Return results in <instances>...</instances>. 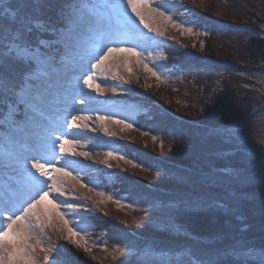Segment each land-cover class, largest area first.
Here are the masks:
<instances>
[{"label":"snow or ice","instance_id":"snow-or-ice-1","mask_svg":"<svg viewBox=\"0 0 264 264\" xmlns=\"http://www.w3.org/2000/svg\"><path fill=\"white\" fill-rule=\"evenodd\" d=\"M156 17L181 32L192 31L175 23L160 0H0V264H70L59 246L48 243L51 231L74 247L90 251L82 234L86 228L81 226L88 218L76 219L66 211H87L84 205L71 202L80 197L66 196L68 181L94 191L81 182L78 172L74 174L79 161L67 159H92L90 150H85L88 145L71 130L83 127L95 132L88 123L93 118L80 114L82 110L96 111L91 107L95 101L85 89L97 95L105 91L96 82L97 76L110 68L113 58L135 59L145 72L162 79L138 50L155 41L139 31L136 21L148 32L163 36V31L154 30L148 23ZM240 75L254 81L252 86H243L260 93L264 102V88L256 87L264 83V61L259 78ZM110 91L118 94L116 87ZM95 121L101 126L111 122L132 127L108 113L95 116ZM104 131L107 133V128ZM214 132L237 148L251 139L248 129L238 125ZM257 143L264 154V141ZM105 157L101 161L105 165L108 158L125 159L113 151L105 152ZM246 178L243 169L226 165L210 172L203 182L228 190ZM258 178L264 186V158L258 164ZM94 194L105 195L102 191ZM181 208L232 211L214 193L179 204L161 201L152 205L151 213L145 210L147 221L133 220L132 226L142 229L155 218L158 231L167 239L153 240L141 248H116L118 256L114 259L122 258L121 264H264V243L257 245L243 237L212 254L197 247L192 234L176 222L175 213ZM259 211L264 233V191ZM247 228L242 226L240 233Z\"/></svg>","mask_w":264,"mask_h":264},{"label":"trees","instance_id":"trees-1","mask_svg":"<svg viewBox=\"0 0 264 264\" xmlns=\"http://www.w3.org/2000/svg\"><path fill=\"white\" fill-rule=\"evenodd\" d=\"M184 7L185 19L207 34L200 38L201 43L170 39L165 42L164 59L194 86L185 87L183 83L178 86L177 94H185L183 105L165 87L146 88L138 86L140 81L131 84L130 95L124 100L136 110L134 125L158 136L163 147L118 139L119 149L134 156L148 170L138 175L114 168L108 171L113 176L112 186L115 194L124 196L126 202L140 206L139 211L132 208L139 215L146 213V209L151 213L152 205L161 201L179 204L181 200H195L207 193L217 194L232 211L181 208L175 213L176 222L192 234V242L209 254L241 237L259 245L264 243L259 211L264 186L258 178V164L264 154L257 142L264 141V102L259 99L260 93H252L243 86H252L254 81L240 73L260 76L264 61V0H184ZM214 80H218L217 88L211 87ZM204 81L209 83L203 84ZM256 87L264 88V84ZM169 113L182 121L173 119ZM233 125L251 133L245 146L237 148L214 132ZM226 165L243 169L247 178L233 183L228 190L203 182L210 172ZM157 171L161 173L159 176ZM107 213L112 219L94 211L89 213L91 238L103 245L102 249L93 247L90 264H121V259H114L111 253L115 245L141 248L153 240L167 239L158 231L159 224L142 229L131 225L124 230L118 225L117 220H122L117 213ZM244 225L248 228L241 234ZM66 259L70 264H89L82 259Z\"/></svg>","mask_w":264,"mask_h":264},{"label":"rangeland","instance_id":"rangeland-1","mask_svg":"<svg viewBox=\"0 0 264 264\" xmlns=\"http://www.w3.org/2000/svg\"><path fill=\"white\" fill-rule=\"evenodd\" d=\"M200 1V0H198ZM165 10H167V14L172 16V19L175 23L180 24L184 27H191L192 31H184L181 32L179 29L172 27L171 24H166L162 18L156 17L155 19H149L148 23L151 27L155 30L158 29L163 31L164 35L159 36L156 32H148L142 25L139 24V21H136V25L140 32L144 35L151 37L155 44L148 45L145 47L138 48L139 51L142 52L143 57L146 58L147 63L149 66L153 67L155 70H158L161 74L162 79L157 80L153 77L150 73H147L143 70V66L136 63L135 59H131L129 61H125L123 58H113L110 60V68L106 69L104 72L99 73L97 76V83L101 85L105 91L101 95H97L95 92H90L89 90L85 89L86 92L93 98L95 103L91 105L92 108L96 109V111H81V115H89L93 119L89 121V127L95 128V132H88L83 127L81 129H73L72 134H79V139L82 144H87L88 147L85 150H90L92 159L91 160H84L80 157H67V159H75L79 161V167L74 170V174L76 172L79 173L81 176V182H86L87 186L93 187V192H88L87 187L81 188L78 184H74L72 181L67 182L66 188V196H78L80 197L79 200H73L72 203L75 204H82L84 207L87 208V211H84L81 208L79 213L72 212L71 210H67L73 218L79 219L81 217H87V221L84 222L81 226L86 228V232L82 233L85 236V240L88 245L91 246L90 251L85 252L82 248H76L73 245L67 243L66 241L60 239V234L51 231L48 233V236L51 238L48 240V243H55V245L59 246L60 253L66 254L64 257L73 258V259H82L87 261L90 264V252L95 247L98 249H102L103 245L99 242H94L91 238V231H88L89 224L88 221L90 220L89 213L94 211L95 213L100 212H110L118 215V217L122 220L125 225L132 227L133 220H148V215L144 212V214L139 215L135 214V211L140 210V206L135 202H126L124 196L121 194H115L113 190L110 188L109 181L112 179L111 175H103L99 176L100 169H104L102 166L107 168H115L120 171H128V172H138L134 174H142L145 173L148 169L143 167V164L138 162V160L126 153L125 151L119 149L116 145L118 139L128 140V141H141V144L145 145L154 144L157 148L161 146V141L158 136L153 134H147L141 129H139L136 125H134V116L136 114V110L133 106H125L120 105L117 100L118 99H125L130 95V87L132 83L140 81L137 83L138 86L150 88L152 86L158 87H165L169 89V91L173 94V97L180 101L183 105L186 104L183 100V95H178L179 92L177 91L178 86L184 85L185 87H193L194 84L190 81L188 77H183V73L175 72L171 66H168L165 63V47H167L166 43L170 39H185V40H193L198 41L201 43V39L205 34V30L193 24L191 20H186L184 16L185 14V7H184V0H160ZM183 5V7H181ZM129 15H131L129 13ZM182 15V16H181ZM133 20L135 18L133 17ZM127 64V66H125ZM185 76V75H184ZM205 77L204 80H206ZM218 80L212 81L211 87L217 88ZM209 83L204 81L203 84ZM189 84V85H185ZM264 84V83H263ZM112 87L117 88L118 94L114 95L110 89ZM202 87V86H200ZM203 88V87H202ZM121 89L126 90L121 92ZM178 93V94H177ZM78 109L82 108L81 105H76ZM144 111V110H143ZM111 114L114 119L123 118L125 123H131L132 127L125 128L120 124H115L108 122L105 125L101 126L98 122L95 121V116L102 115V114ZM83 123V122H82ZM107 128V133H105L104 129ZM156 137L155 142L153 141V137ZM67 147V146H66ZM77 151L80 150L79 147L76 149ZM113 151L117 154H122L125 159H107V165L101 163L106 159L105 152ZM129 161V162H126ZM133 164L136 166L134 167ZM110 165V167L108 166ZM95 191H102L104 192V197H100L95 195ZM111 196L113 200H109L107 197ZM85 197H89V199H85ZM60 200H64L65 197H59ZM134 208L135 211L132 209ZM134 211V212H133ZM125 216H123V214ZM146 217V218H145ZM159 224V222L153 221L150 222L151 226H155ZM149 225V226H150ZM94 247V248H93ZM127 247L132 249L126 245H115L113 246L111 253L115 256L118 254L114 251L116 248H124ZM122 259V258H120ZM78 263L77 260H75Z\"/></svg>","mask_w":264,"mask_h":264}]
</instances>
